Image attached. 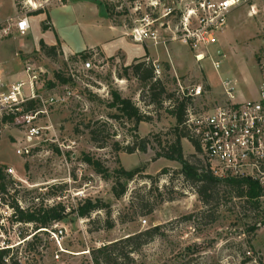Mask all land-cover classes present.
<instances>
[{
    "label": "rangeland",
    "instance_id": "rangeland-1",
    "mask_svg": "<svg viewBox=\"0 0 264 264\" xmlns=\"http://www.w3.org/2000/svg\"><path fill=\"white\" fill-rule=\"evenodd\" d=\"M193 1L161 0L151 9L146 0H52L49 10L30 15L26 37L11 35L0 42V104L13 86L24 82L23 104L36 102L32 113L37 114L34 123L41 130L40 136L28 141L23 125L27 114H22V108L13 122H2L8 114H0V168L6 187L0 193V250H11L9 264H94L93 251L115 243L120 256L129 255V259L121 256L118 264H264V200L260 209H254L221 187L219 207L206 208L195 186L181 175V165L156 157L175 140L176 121L169 106L179 99V84L184 89L202 85L207 95L196 104L210 107L222 100L225 81L240 100H255L259 93L264 0H246L229 15L224 32L209 48L212 59L222 62L219 72L211 60L199 66L187 46L172 40L181 13ZM57 9L61 10L53 11ZM168 9L173 13L160 17L156 25L158 46L142 42L134 47L138 53H130L134 45L127 40L124 45L128 58L147 54L149 61L160 65V79L167 93L174 94L170 100L164 97L162 107L140 97L143 91L146 94V84L125 76L124 68L135 61L132 58L126 62L121 53L106 57L97 48L81 51L83 55H65L59 44L57 56L50 58L40 48L41 41L55 38L54 32L42 30L48 16L49 26L53 17L66 42L78 46L81 33L90 43L110 37L106 20L130 36L135 28L144 30L145 14L164 16ZM18 15V0H0V22ZM4 69L22 77L7 81ZM57 75L68 82L61 83ZM112 91L132 99L151 121L135 125L114 119L117 112L109 107ZM136 136L148 141L147 152H124L138 142ZM24 146L31 148L30 155H17ZM182 146L192 164H202L201 153L187 140H182ZM86 156L100 161L111 176L121 167L142 172L118 200L112 193L114 178L105 180L95 173L84 163ZM86 199L108 204L110 217L98 211L88 219L80 218L75 210ZM59 203L66 208V218L49 233L38 234L34 224L19 223L15 215L16 207L26 213ZM107 222L113 225L111 229ZM155 227L160 228L159 235L148 244H143L144 238L133 245L126 243L127 238Z\"/></svg>",
    "mask_w": 264,
    "mask_h": 264
},
{
    "label": "built area",
    "instance_id": "built-area-1",
    "mask_svg": "<svg viewBox=\"0 0 264 264\" xmlns=\"http://www.w3.org/2000/svg\"><path fill=\"white\" fill-rule=\"evenodd\" d=\"M151 9L154 2L161 0H146ZM246 0H195L181 13L177 34L172 40L187 46L194 55L195 62L201 64L211 60L216 72L222 67V62L213 60L209 48L214 45L217 35L223 33L229 15L233 10L243 6ZM52 5V0H18L19 15L16 19L0 22V42L11 35L26 36L31 29L30 15L45 12ZM156 9V8H153ZM168 9L165 15L151 17L144 15V30L133 29L130 37L134 42L144 44L152 41L158 46V24L160 17L172 14ZM221 56V53L218 52ZM155 74L160 78L161 67L154 63ZM261 78L258 97L255 100H240L228 82H224L223 98L214 107L208 103L196 104L207 95L202 85H195L191 89H184L179 84L177 97L180 101L189 100L184 125L192 138L198 143L203 158V170L217 178H247L258 184L263 191L260 200H264V55L259 64ZM21 82L13 86L7 97L1 100L0 114L9 115L20 111L24 103ZM0 87L2 84L0 82ZM37 114H27L23 118V125L27 133V140L32 141L40 136V128L35 126ZM29 146L20 147L17 155L28 156ZM13 174L12 170H9ZM146 223V221H143ZM62 234V231H59Z\"/></svg>",
    "mask_w": 264,
    "mask_h": 264
},
{
    "label": "trees",
    "instance_id": "trees-1",
    "mask_svg": "<svg viewBox=\"0 0 264 264\" xmlns=\"http://www.w3.org/2000/svg\"><path fill=\"white\" fill-rule=\"evenodd\" d=\"M137 1V0H132ZM43 12L39 11L36 14H41ZM48 21V22H47ZM47 21L42 23V30L47 31L52 29L49 26V16ZM41 50L50 58L57 56V50L59 48L56 46H48L44 41L40 42ZM84 52L77 54L83 55ZM125 76H133L137 81L142 84L147 85L146 94L144 91L141 93L140 97L144 100L147 98L151 105L162 107L165 100L164 97L167 95V99L174 97V94L170 95L167 93L164 82L156 76L155 68L153 62L149 61V57L146 54L145 57L136 59L131 65L124 68ZM57 79L66 84L68 81L62 76L57 75ZM111 102L109 107L114 109L117 114L113 116L114 119L121 121L127 120L135 125L140 123H149L151 118L144 114L143 111L136 105V103L130 98H124L117 91H112ZM179 99H174L173 104H170V113L176 121V126L174 128L175 140L163 148L162 152H157V158H165L169 161L177 162L181 165V175L184 179L190 182L196 188V193L200 201L204 206L210 207L214 204L215 207H219L221 196V187L226 188L233 194L236 198L246 201L254 209H260V198L263 196V191L258 186V184L247 178H217L209 172L203 170V163L192 164L183 153L182 140H187L192 147L197 151L201 152L198 143L192 138L189 130L184 125L186 121V111L189 106V100L178 101ZM36 102L30 101L27 104H22V114H33L32 110L35 109ZM31 112V113H30ZM12 113L8 116H3L2 122H13L17 116ZM92 137L95 140L96 134L92 132ZM136 141L132 145L124 148V152L128 154H134L136 151H141L143 153L147 152L148 141L146 139H139L136 136ZM159 145H161L159 143ZM84 163L93 168L95 173L100 175L103 179L109 180L111 177L114 178L115 184L112 187V193L116 199H121L124 197L128 191V183L133 181L142 171L140 169H134L131 171L125 170L123 167L117 169L113 176L106 170L100 161L92 160L90 157H84ZM5 176L2 168H0V193L6 191L4 184ZM15 212L17 215V220L19 223H29L35 225L36 232L39 233H49L53 225L61 223L66 218V208L61 204L54 205L50 208H40L34 212H24L16 207ZM80 218H90V216L98 211H106L107 215L110 217L111 211L110 206L105 204L101 200L93 201L91 199H86L78 204L75 210ZM152 210H149V214ZM211 219L213 215L207 214ZM188 217L187 219H190ZM215 220V219H213ZM109 223V222H107ZM113 225L108 224V229H111ZM254 230V228H253ZM160 228L155 227L140 234L134 235L127 238L125 241L129 245H133L138 239L144 238L143 244L146 245L151 242L157 235H159ZM136 249L133 248L132 251ZM118 253V254H117ZM125 259H129V255H122ZM120 251L118 245L110 244L93 251V263L94 264H118L121 259ZM12 261L11 250L9 248L0 250V264H9Z\"/></svg>",
    "mask_w": 264,
    "mask_h": 264
},
{
    "label": "crops",
    "instance_id": "crops-1",
    "mask_svg": "<svg viewBox=\"0 0 264 264\" xmlns=\"http://www.w3.org/2000/svg\"><path fill=\"white\" fill-rule=\"evenodd\" d=\"M63 8H66V6H64ZM61 9H57V10H53V11H59ZM53 11L51 13H53ZM51 18V23H52V29L45 31V33H51L54 32L55 34V38L53 40H51L50 42H44L46 45L48 46H56L57 44H59L61 51L65 54V55H74L76 53H80L81 51L84 50H90V49H99L106 57H114L117 54H122V57L124 58V60H126V62H129V60H136V59H140L143 58L140 57L139 55L137 57H131L128 58L127 53L124 51V45H125V41L127 40L128 42L132 43V45L134 46H130L131 49H129L130 53H138L139 50H137V48H134L135 45H140L142 43H138V42H134L131 40L129 34H127L124 29H121L120 27H116L113 26L112 24H110V22H108V20H106V29H108V32H110L111 36L107 37L106 39H98L96 41H94L93 43H90L89 41H87V37L81 33L79 34L80 40H81V45L78 44V46H74V45H69L70 43L66 42V39L64 38L63 35H61L58 31V27L59 24L56 23L55 19H53V17ZM4 22V21H2ZM101 35L103 34H107L106 32H102L100 33ZM28 35V34H27ZM26 35V36H27ZM15 38L19 37L21 35L15 34L13 35ZM26 36H21V37H26ZM83 39V40H82ZM123 41V43H122ZM155 46V45H154ZM148 53H150L149 50ZM167 52V50H166ZM168 54V52H167ZM4 76L6 77L5 79L8 81L11 78H18L20 79L22 77L21 75L16 74L17 72L11 71L9 69H4ZM24 81V80H22ZM8 86V85H7Z\"/></svg>",
    "mask_w": 264,
    "mask_h": 264
},
{
    "label": "bare ground",
    "instance_id": "bare-ground-1",
    "mask_svg": "<svg viewBox=\"0 0 264 264\" xmlns=\"http://www.w3.org/2000/svg\"><path fill=\"white\" fill-rule=\"evenodd\" d=\"M253 14H255L256 12H255V9L253 8V11H251Z\"/></svg>",
    "mask_w": 264,
    "mask_h": 264
}]
</instances>
